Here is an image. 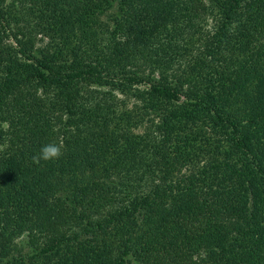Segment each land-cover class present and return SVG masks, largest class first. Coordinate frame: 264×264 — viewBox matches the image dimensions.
<instances>
[{
    "label": "trees",
    "instance_id": "obj_1",
    "mask_svg": "<svg viewBox=\"0 0 264 264\" xmlns=\"http://www.w3.org/2000/svg\"><path fill=\"white\" fill-rule=\"evenodd\" d=\"M18 1L0 0V264L30 236L47 264H264V0Z\"/></svg>",
    "mask_w": 264,
    "mask_h": 264
},
{
    "label": "rangeland",
    "instance_id": "obj_2",
    "mask_svg": "<svg viewBox=\"0 0 264 264\" xmlns=\"http://www.w3.org/2000/svg\"><path fill=\"white\" fill-rule=\"evenodd\" d=\"M16 1V11L18 12H22L23 11V7L20 3V1L18 0H14ZM115 10V9H114ZM111 11L112 12H114ZM218 16V12H213V15L211 16L212 18H214L213 16ZM209 17L208 19V25L209 26H213L215 24L214 19H212ZM106 20H110L109 18V12L106 13L105 16ZM218 19V18H217ZM205 27V26H203ZM258 78H255L248 87L247 89L251 92L253 90H256L255 87L258 86V81L261 79V81H264V77L262 78V76H264V67L261 65L260 67V73L257 74ZM256 76V75H255ZM131 103L134 102V98L132 96L128 97V99ZM60 194H61V189L59 190ZM45 243H46V239L45 238H40V237H24L21 238L19 240L16 241L15 243V248H14V252L13 255L17 256V258H25V264H47L51 258H49L47 255H44L40 252V248L45 247ZM31 256H36L33 259H29V257Z\"/></svg>",
    "mask_w": 264,
    "mask_h": 264
},
{
    "label": "clouds",
    "instance_id": "obj_3",
    "mask_svg": "<svg viewBox=\"0 0 264 264\" xmlns=\"http://www.w3.org/2000/svg\"><path fill=\"white\" fill-rule=\"evenodd\" d=\"M62 155H63L62 145L53 142L43 145L39 153L33 155L32 160L34 163L39 164L42 160L51 161V160L59 159Z\"/></svg>",
    "mask_w": 264,
    "mask_h": 264
}]
</instances>
